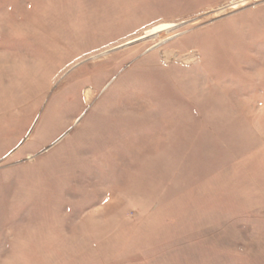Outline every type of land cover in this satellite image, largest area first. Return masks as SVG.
<instances>
[{
    "label": "rangeland",
    "instance_id": "1",
    "mask_svg": "<svg viewBox=\"0 0 264 264\" xmlns=\"http://www.w3.org/2000/svg\"><path fill=\"white\" fill-rule=\"evenodd\" d=\"M0 264H264V0H0Z\"/></svg>",
    "mask_w": 264,
    "mask_h": 264
},
{
    "label": "bare ground",
    "instance_id": "2",
    "mask_svg": "<svg viewBox=\"0 0 264 264\" xmlns=\"http://www.w3.org/2000/svg\"><path fill=\"white\" fill-rule=\"evenodd\" d=\"M174 25L171 24V23H161V24H158V25H155L149 29H147L143 35L133 39V40H129L128 42L126 43H129V42H132V41H135V40H138V39H143L145 37H148V36H152L154 34H157V33H160L162 31H165V30H169L171 28H173Z\"/></svg>",
    "mask_w": 264,
    "mask_h": 264
}]
</instances>
